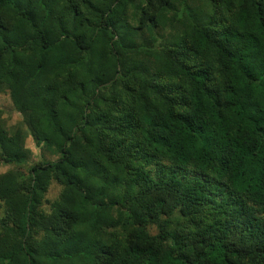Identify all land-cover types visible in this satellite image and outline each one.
Wrapping results in <instances>:
<instances>
[{
    "label": "trees",
    "instance_id": "obj_1",
    "mask_svg": "<svg viewBox=\"0 0 264 264\" xmlns=\"http://www.w3.org/2000/svg\"><path fill=\"white\" fill-rule=\"evenodd\" d=\"M0 91V264H264V0H0Z\"/></svg>",
    "mask_w": 264,
    "mask_h": 264
},
{
    "label": "rangeland",
    "instance_id": "obj_2",
    "mask_svg": "<svg viewBox=\"0 0 264 264\" xmlns=\"http://www.w3.org/2000/svg\"><path fill=\"white\" fill-rule=\"evenodd\" d=\"M0 117L2 120H4L8 128H11L13 125L20 122L22 119L21 114L14 109L9 94L6 91H0ZM25 146L29 148L31 151L30 161L31 162L37 161L40 158L41 151L35 146V143L31 136H28L25 139ZM44 157L53 158L55 156L51 155V153L47 151L44 153ZM10 169L16 171L15 170L16 167L14 165L4 164L0 162V172H4ZM60 188L61 185L58 182L56 181L51 182L46 194V198L49 200L55 198L58 195ZM45 204L47 206V203ZM3 215H4V210L0 202V217H2Z\"/></svg>",
    "mask_w": 264,
    "mask_h": 264
}]
</instances>
